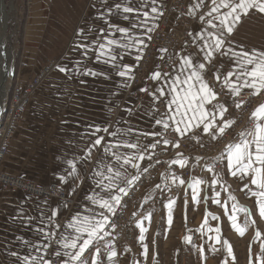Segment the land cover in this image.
<instances>
[{
    "label": "crops",
    "instance_id": "obj_1",
    "mask_svg": "<svg viewBox=\"0 0 264 264\" xmlns=\"http://www.w3.org/2000/svg\"><path fill=\"white\" fill-rule=\"evenodd\" d=\"M171 1L156 0L154 6L158 11L157 13H152V0H146L147 7L143 10L149 12L148 26L153 28L151 32L144 35V41L147 46L151 40L147 37H152ZM117 2H120V0H108V4L101 7L100 0H17L18 6L25 13V18L21 26L20 44L15 55L16 61L11 84L16 81H26L35 75L50 57H57L58 64L52 74L36 91L27 111L22 116L10 142L9 152L2 164V169L10 174L36 183H55L62 186L67 190L68 196L74 201V204L69 205L59 199L34 198L21 191L1 190L0 188V264H19L17 257L11 254L12 252L18 253L20 257L29 253V249L25 248L17 240L18 236L32 241L40 239L32 231L31 226L24 228L18 220L13 221L12 217L16 216L21 209L24 210L25 215L36 217L37 220L39 219L41 210L48 216H51L52 210H59L50 230L56 232V235L52 238L53 247L60 248L61 252L64 250L60 245L55 244V240L59 239V234L65 231L64 226L71 219L72 215L76 212H79L81 215H89V209H93L96 212L101 211L98 207L90 205L85 199V196L90 193V186L93 183L87 179V176L93 174L96 162L101 155L99 150L93 151L91 161L86 162V168L81 163L77 164L80 175L85 177L82 183L80 180L73 181L72 178H69L67 183L62 184L58 179L60 175L65 174L64 170L68 167L65 162L67 159L84 155L83 150L86 148L88 140L87 138L82 139L81 133L85 131L87 125L98 124L107 126L110 124L109 130L112 131L118 127H127L128 125L123 123L124 120H127L137 129H145L147 131L159 130L163 134L165 133L162 126H156L153 129L151 125L154 122L151 120L150 115L143 114L151 102V97L147 92H142L140 89L143 87H147L149 90L155 89L158 82L153 81L150 77L157 69V66L161 69V63L170 54L169 49L166 47L157 49L149 65L146 79L137 87L141 102L130 95L132 79L128 82V87H118L124 78L115 75L106 64L93 63L92 60L87 61V65L92 69L107 72L111 77L110 79L103 77L93 78L91 76L68 79L64 73L58 70V65L62 66L68 63L67 58L69 56H72L73 59L80 58L79 52H72V46L77 40L76 33L81 27L89 25H95L96 27L104 26L102 21L95 19L97 12L93 5L95 4L101 11H104L105 7H110ZM132 3L134 6L139 7V0H132ZM200 3L201 0H187L188 14L193 20L190 38L177 52L173 67L168 71L161 69L162 72H172L174 67L178 69L183 56L199 51V48L204 44V40H210L207 36V31L214 30L205 22L207 19L212 18L206 15L210 7H197ZM217 3H219V0H217ZM204 4L210 6L211 0H204ZM226 11L227 9L222 8L221 14ZM202 14L205 16V21L199 19ZM213 16L215 17L217 14L214 13ZM113 21L121 25L127 24L121 17H114ZM213 22L218 23V20H214ZM138 34L143 35V30H138ZM201 36L204 37V40L200 39ZM228 39L232 42V47L236 51H240L242 46L243 49L249 52L253 50L264 52V14L253 10L249 15L243 16L241 22L236 25L233 34ZM54 48L58 49V51L52 52L51 49ZM145 49L143 48V51L140 53H137L136 49H133L131 55L124 57L123 63L134 66L131 74L132 77L139 63L135 60V56L139 54L142 57ZM160 49H166L167 51L161 52ZM161 57H163V60H161ZM94 58L93 55V60ZM230 67L229 64H225L223 68L225 74ZM81 80L86 81V83L81 84ZM209 84L210 86L212 85L210 82ZM225 89L228 93V89L226 87ZM243 92L252 93V90L245 89ZM113 93L117 94L113 95ZM7 104L8 98L5 108ZM158 105L159 102H157V107L160 114L168 111L165 105H163L162 109ZM127 108L133 109L135 115L129 116L125 111ZM227 116L229 118V112ZM174 127L175 125H172L169 129L174 131ZM196 131L198 130L193 129L184 137ZM200 137L206 141H213L206 134ZM155 139H160V137H156ZM153 141V137L142 138V143L144 144H150ZM149 152L152 155L153 161L156 156L157 147L149 149ZM146 163L147 161H144L142 165ZM226 163L227 161L225 160L221 169L223 174L220 175V182L216 185L212 184V180L217 179V171H206L203 175L193 177L204 181L199 186V193L213 194L216 191L220 193L219 197H216L220 200V203L212 202L210 204L212 214L217 217V219L213 220L214 227L212 229L214 230L219 227L221 230L220 237L222 242L220 244L215 243L217 234L215 231H212V240L213 244L217 247L216 254H219L220 264L224 263L226 255V249L223 245L225 222L229 219L228 217H224L226 210L232 209L233 205L238 208L240 204L256 208V204L253 202L255 196H252L248 192V189L243 188V183L247 181L241 182L236 177H232L226 169ZM129 171L135 174L134 169H129ZM173 175V172L163 174L156 184L150 189L144 190L137 200L138 211H142V213L135 219L134 223L136 227L138 221L144 215L149 212L152 213L150 222L148 220L143 221L144 226L148 229L147 233H145L146 239L143 242L148 245L147 259L143 255L138 228L135 231L132 243H130L126 237V233L112 231L107 227L106 231L109 235L103 241H100L101 254L98 260L101 264H156V224L158 223L156 197L160 194L162 195V193L167 195L164 196L167 198L173 195L172 198L176 200L174 209L177 208V202L180 199L179 197H181L184 216L186 215L188 201L190 200V196L189 198L187 197V205L185 207L186 186L178 185V180L176 183H173L171 180ZM74 184L79 185V187L76 188L73 194L69 195ZM157 184L161 185L162 190L156 188ZM250 187L252 191L257 190L255 186L250 185ZM189 188L192 193L191 187ZM232 189L235 190V193H238V198L235 195L236 197L233 201L230 198H225L226 191ZM65 205H67V208H65ZM133 213L134 211L132 215ZM109 216L110 219L113 217L111 214ZM200 218H198V221H200ZM185 220L186 217H183L184 225ZM209 220L208 215L202 216L201 222L206 224L205 221ZM36 223V220L32 222L33 225H36ZM56 224L61 225V227L56 229ZM151 227L153 230H151ZM253 229L254 232H257L259 226L255 224ZM106 242L110 243L117 252V256L111 261L108 260L109 250L102 246ZM42 243L47 244L49 241L45 240ZM94 254L95 247H92L84 253L82 260L86 261L87 264H92ZM31 255H42L45 259L53 260L54 264H61L55 255H47L43 248L40 253L31 251ZM248 258L249 261H252V264H255L251 253ZM64 259L68 258L64 257ZM76 264H79V262H76Z\"/></svg>",
    "mask_w": 264,
    "mask_h": 264
},
{
    "label": "snow or ice",
    "instance_id": "obj_2",
    "mask_svg": "<svg viewBox=\"0 0 264 264\" xmlns=\"http://www.w3.org/2000/svg\"><path fill=\"white\" fill-rule=\"evenodd\" d=\"M155 3L156 0H152V13L158 11L154 6ZM107 4L108 0H100L101 7ZM93 7L96 8L97 12L95 19L102 21L104 26L81 27L76 33L77 40L72 46V52H79L80 58L73 59L72 56H69L67 58L68 63L62 66L58 65V70L64 73L68 79L82 76L110 79L111 77L107 72L96 71L87 65V61L92 60L93 63L108 65L115 75L124 78L118 87H128V82L133 78L131 74L134 66L123 63L124 57L131 55L133 49H136L137 53L142 52L143 48L147 47L144 35L153 30L152 27L148 26L150 14L143 10L147 7V2L146 0H139V7H136L132 0H120L110 7H105L104 11H101L95 4ZM197 7H210L206 15L212 17L211 19L205 21L203 14L199 17L201 21H205L214 30L207 31L210 40H204V37L201 36L200 39L204 40V44L199 48V51L183 56L178 69L174 67L172 72H162L157 66L150 77L153 81L158 82L155 89L149 90L147 87L140 89L142 92H147L151 97V102L143 114L150 115L154 122L151 125L153 129L156 126H162V129L167 131L172 125H175L173 130L179 134V137H184L193 129H197L198 131L193 132V135L203 136L206 134L211 140H216L218 137H223L226 130L231 128L235 121L228 118L229 107L217 99L218 93L214 91L215 84L210 86L206 77L211 73L214 81L220 82L222 79L221 90L225 87L228 89L227 94L232 97L231 102L237 109L242 106L241 97L245 89L252 90L251 94L253 95L264 90V52L255 50L249 52L242 46L240 51H236L228 39L243 16L249 15L253 10L264 14V0H219V3L217 0H211L210 6L205 5L204 0H201ZM222 8L227 9V11L221 14ZM214 13L217 16L214 17ZM114 17H121L127 24L115 23ZM214 20H218V23H214ZM138 30H143V35L138 34ZM147 38L151 39L150 36ZM160 51L166 52L167 50L160 49ZM141 59V55L135 56L137 62ZM169 59H171L170 55ZM226 63L231 67L225 74L223 68ZM80 83L84 84L86 81L81 80ZM116 94L113 93V95ZM214 101L215 103H213ZM157 102L165 105L168 111L160 114ZM125 111L129 116L135 115L131 108H127ZM251 115L255 118L253 128L239 133V141L230 142L225 149L227 155L225 156V152H222L220 156L215 158V162L223 163L226 160V169L231 176L236 177L241 182L247 181L243 183V188L248 189L252 196L257 197L258 214L261 219H264V104H261ZM123 123L128 126L118 127L112 131L109 130L110 124L107 126L87 125L85 131L81 133V138L88 140L87 146L83 150L84 155L67 159L65 162L68 167L64 170L65 174L58 177L62 184L67 183L69 178H72L73 181L80 180L82 183L85 177L80 175L77 164L81 163L86 168V162L91 161L93 151L99 150L101 155L96 162L93 174L87 176V179L93 183L90 186V193L85 196V199L90 205L98 207L101 211L96 212L89 209V215H81L79 212L72 215L64 226L65 231L61 232L59 239L55 240V244L60 245L64 250L61 252L60 248L53 247L52 238L56 232L50 230L59 210H52L51 216L41 210L37 220L36 217L25 215L24 210L21 209L16 216L12 217L13 221L18 220L24 228L31 226L32 231L40 239L32 241L20 236L17 237V240L29 249V253L23 257H20L16 252L11 253L17 257L19 264H54L53 260L45 259L42 255H31V251L40 253L42 248L47 255H55L61 264H76V262L87 264L86 261L82 260V257L92 247H95L92 264H101L98 260L101 254L100 241L109 235L106 228L115 226L110 221L109 214L115 215L118 208L125 206V198H130L141 175L153 167L149 149H155L161 144V140L155 138L163 136V132L159 130L137 129L127 120H124ZM148 137H153L154 141L150 144L142 143V138L147 139ZM169 143L175 147L179 146L178 139L174 141L163 140L164 145ZM144 161L147 163L142 165ZM159 162L158 160L155 161V163ZM171 163L179 164L183 168L187 161L176 159ZM216 163L206 166L207 171L216 172ZM129 169H134L135 174ZM216 175L217 179L212 180L213 185L220 182L221 174L217 172ZM171 180L173 183L178 180L179 185L185 184L184 179L175 175L171 177ZM203 183L202 179L192 178L189 187L192 189L193 201H198L199 186ZM250 185L255 186L257 190L252 191ZM77 187L79 185L74 184L69 195L73 194ZM156 188L161 189V185L157 184ZM213 190L215 191V189ZM219 195L220 193L216 191V197ZM230 198L234 199V197ZM213 199L215 203H220L219 199L215 197ZM175 204L176 200L169 197L164 205L167 209V224L169 226L173 222ZM185 205H187V196H185ZM235 207L233 205V209ZM243 211L245 212L243 225L237 223L235 214L229 217L232 227L241 236L245 234L248 219L251 216L247 209H243ZM136 215L137 213L134 212L133 216ZM151 218L152 213L149 212L137 223L140 233L139 241L145 259L148 256V245L143 242L146 239L145 233L148 229L144 226L143 221L148 220L150 222ZM212 218L217 219L215 216ZM34 220L37 221L36 225L32 224ZM253 223L255 222L253 221ZM55 227L59 229L61 225L56 224ZM208 231L216 232L215 243L220 244L222 242L219 227L214 230L209 228ZM209 239H213V237H209ZM45 240H48L49 243H42ZM186 240L190 242L191 238L186 237ZM223 245L227 255L232 257L234 261L232 246L227 240L223 241ZM102 246L109 250V261L117 256L115 248L110 243L106 242ZM200 251L203 252V248ZM64 257L68 259H64ZM259 260L260 264H264V245L261 246ZM224 264H228L227 260L224 261ZM249 264H252L251 260Z\"/></svg>",
    "mask_w": 264,
    "mask_h": 264
},
{
    "label": "built area",
    "instance_id": "obj_3",
    "mask_svg": "<svg viewBox=\"0 0 264 264\" xmlns=\"http://www.w3.org/2000/svg\"><path fill=\"white\" fill-rule=\"evenodd\" d=\"M192 25L193 20L188 14L187 0H172L158 28L153 33L142 59L136 66L131 80L132 90L130 95L132 97L139 99V102H141L137 87L146 79L149 65L158 48L166 47L169 49V55L171 56V59H169V55L164 58L161 69L168 71L173 67L177 52L190 38ZM57 64L56 59H49L35 75L24 82L16 81L9 87L8 104L4 110L3 121L0 124V188L1 190L21 191L39 199H59L73 205L74 201L69 198L64 187L55 183H36L2 169V164L9 152L10 142L22 116L27 111L36 91L52 74ZM207 79L211 84H215L214 91L218 93L217 99L222 103H226L229 107V118L233 119L235 123L226 130L223 137H218L213 141H206L202 137L193 134L179 137L177 133L170 129L165 131L163 136L160 137L161 144L157 146L153 167H150L148 172L143 173L130 198H125V206L118 208L116 214L110 219L115 226H108V229L119 233L124 232L131 221L129 212L138 195L142 191L153 187L163 174L173 172L175 176L185 180V184L182 186H187L194 176L205 174L207 171L206 166L216 163L215 158L225 152L226 146L230 142L239 141V133L253 128L255 118L251 114L261 104H264V90L256 95L251 94V92H243L241 97L243 100L242 106L237 109L232 104V97L227 94L226 89L221 90L222 79L220 82L214 81L211 73H209ZM158 106L160 109L163 108V104ZM164 139L169 141L178 139L179 146L175 147L172 143L164 145ZM226 154L225 152V156ZM176 159H185L187 163L182 168L179 164L171 163ZM157 160L160 162L155 163ZM221 167L222 163H216V171L220 170Z\"/></svg>",
    "mask_w": 264,
    "mask_h": 264
},
{
    "label": "rangeland",
    "instance_id": "obj_4",
    "mask_svg": "<svg viewBox=\"0 0 264 264\" xmlns=\"http://www.w3.org/2000/svg\"><path fill=\"white\" fill-rule=\"evenodd\" d=\"M3 5L8 18L5 20V16L1 13L0 7V35H2L4 42V47L0 45V50H2L0 64L8 71V75L4 82L6 91L5 96H0V124L3 121L6 100L9 97V87L12 82L13 68L16 61L15 55L20 44L21 26L25 18V13L18 6L17 0H3ZM51 51L57 52L58 49L54 48L51 49ZM50 59L57 60V57L53 56L50 57ZM221 169L217 172L220 171L219 173L222 175ZM188 188L189 184L186 186V195L188 198L190 196L185 213L186 215L184 216L183 214V201L182 198L179 197L177 208L173 211V222L170 226L167 224V209L164 207L168 200V198L164 196L167 195L162 193V195L160 194L156 197V213H158V223L156 224V264H220L219 254H216L217 247L213 244V240L209 239V237H213V233L212 231H208L209 228L212 229L214 227V219L212 218L214 215L211 212L212 209L210 208V204L214 202L213 198H216V193H199L198 201H193V193H191L190 188ZM233 189L226 191V199L230 197H234L235 199L236 196L238 198V193H235ZM142 193L143 191L138 195L130 209L129 216L131 221L124 230L130 243H132L135 237L136 229H139L138 226H135L134 222L136 217L142 213V211H138L139 206L137 202ZM170 197H173V195H170ZM205 197H207V199H205ZM230 200L233 201L231 198ZM256 201L257 197H254L253 202H255L256 208L240 204L238 208L235 207V209H233L232 207V209L226 210L227 216L224 215V217L229 218L231 215L235 214L237 223L240 225H243L245 220V212L243 209H247L251 213L248 219V227L243 236L239 235L232 227L230 219L225 222L224 240H227L232 246L233 255L235 257L233 261L232 257L228 256L226 252L224 261L227 260L228 264H248L250 250L255 264H260L259 257L261 255V246L264 245V219L259 217ZM133 211L137 213L136 216L132 215ZM207 215L210 220L204 224L201 222L202 216ZM183 217H186L185 225ZM199 217H201L200 221H198ZM253 221L255 223H253ZM255 224L259 226L257 232H254L253 229ZM151 230H153L152 227ZM257 233H259V235H257ZM186 237L191 238L190 242L186 240ZM201 248H203V252L200 251Z\"/></svg>",
    "mask_w": 264,
    "mask_h": 264
},
{
    "label": "bare ground",
    "instance_id": "obj_5",
    "mask_svg": "<svg viewBox=\"0 0 264 264\" xmlns=\"http://www.w3.org/2000/svg\"><path fill=\"white\" fill-rule=\"evenodd\" d=\"M0 7H1V13L5 16V20H7V13L5 12V7L3 5V0H0ZM0 45L4 47V42L2 35H0ZM2 50H0V56H1ZM4 62V61H3ZM5 64V63H4ZM8 75V71L4 69V66L0 64V96L4 97L5 96V80Z\"/></svg>",
    "mask_w": 264,
    "mask_h": 264
},
{
    "label": "water",
    "instance_id": "obj_6",
    "mask_svg": "<svg viewBox=\"0 0 264 264\" xmlns=\"http://www.w3.org/2000/svg\"><path fill=\"white\" fill-rule=\"evenodd\" d=\"M185 207H186V205H185Z\"/></svg>",
    "mask_w": 264,
    "mask_h": 264
}]
</instances>
